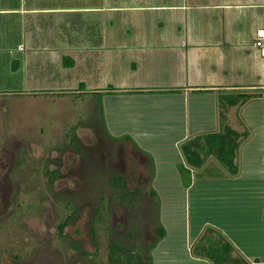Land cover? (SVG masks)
<instances>
[{"label": "crops", "instance_id": "obj_1", "mask_svg": "<svg viewBox=\"0 0 264 264\" xmlns=\"http://www.w3.org/2000/svg\"><path fill=\"white\" fill-rule=\"evenodd\" d=\"M13 1L0 0V20L10 24V30L14 27V46L0 45V52L7 55L9 69L15 63L16 73L25 71L28 91L22 94L62 98L65 92H77L81 99L87 96L92 110V104L97 108L96 102L108 94L113 101L110 124L121 122L112 123L117 132L106 130L109 138L135 147L153 166V184L168 186L163 187L168 195L157 192L165 235L152 251L154 263L163 254L168 264H212L204 256L206 241L200 247L202 256L191 258L186 251L209 235L224 239L230 257L264 264V59L253 47L254 34L264 24V0H112L104 6L98 0L100 8L83 0ZM97 10L106 15L88 24ZM145 10L155 14L154 20L138 16ZM96 36L99 41L92 44ZM62 57L73 66L63 67ZM96 65L102 81L109 72V82L102 83L106 89L92 88L97 79L89 82L75 75L95 71ZM34 86L43 91L32 90ZM219 94L250 98L225 108L220 123ZM114 103L118 106L111 108ZM223 127L240 135L234 174L209 156L200 169H189V185L183 188L174 171L176 164L184 165L179 147L191 138L222 132ZM247 177L250 182L241 183ZM196 181L209 185L195 191ZM201 191L217 194L230 215L222 220L212 213L217 219L204 227H210L211 234L204 235L203 224L190 238L183 227L180 232L176 216L186 192L188 197L195 192L197 201ZM245 205L252 210L250 226L243 220L248 216H243Z\"/></svg>", "mask_w": 264, "mask_h": 264}, {"label": "rangeland", "instance_id": "obj_2", "mask_svg": "<svg viewBox=\"0 0 264 264\" xmlns=\"http://www.w3.org/2000/svg\"><path fill=\"white\" fill-rule=\"evenodd\" d=\"M2 1L6 2V0ZM83 1L86 5L96 8L112 3V0L110 2L103 0L102 6L98 0ZM10 2L14 1L10 0ZM145 11L138 16H148L146 18L154 20L155 14L148 10ZM96 12L98 10L93 11L91 15L93 20L88 19V24L90 21L94 24L95 20L100 22L99 17L102 18L106 15L105 13L96 14ZM125 16L131 15L125 13ZM37 19L32 20L35 22ZM24 20L26 18L22 17V22H25ZM39 22L42 23V20ZM5 23L4 19L0 20V45L14 46V41L11 39L14 37V27L10 30L8 27L10 24L6 26ZM120 24L121 27L125 25L124 29H129L125 22ZM120 24L114 23V26ZM98 25L100 28L103 24L99 23ZM94 32L99 34L97 28ZM98 41L99 38L96 36L91 40V43L97 44ZM2 53L0 52V264H81L82 261L78 262V252L70 247L72 244L83 252L94 254L88 257L92 264H106L108 239L115 241L122 238L129 221L138 223L137 231L140 236L136 243L140 248L142 261L147 264L145 258L147 247L153 239L149 229L155 225V200H149L148 196V200L142 198V207L136 216L129 214L124 207L109 205V218L105 220L104 224L93 223L95 228L92 233L90 230L92 227L91 213L99 203L98 197L100 190L104 188L105 173L101 172L100 165L97 163H94L93 169L88 163V166L83 163L78 172L73 150L69 149L71 142L76 146L89 143L88 134L94 131V123H91L93 120L96 121L97 127L99 128L101 125L105 132L110 129L111 133L118 131V126L114 128L113 125L121 124L119 120L115 119L116 123L112 120L110 124L109 115L112 116L113 112L109 114V103L113 101H109V95H104L103 99L96 102L97 108L92 104V110L88 107L90 101L86 99L87 96L81 99L77 92H75L76 94L65 92V96L62 98L56 95L44 97L22 94L23 91H28L25 83V71L13 73L9 69V62H6L7 55ZM22 53L19 52V54ZM97 65L95 71L89 72L91 74H82L78 71L75 75L86 78V81L89 82L91 79H97V85L92 88L106 89L102 83L109 82V72H107L108 78L105 77L102 81L101 70ZM36 74L38 77V72H35V76ZM77 76H74L75 79L78 78ZM35 87L32 90L43 91V88ZM77 88H74L75 91L78 90ZM16 93H21V95ZM114 106H118V103H114L111 108ZM98 133L101 134V131ZM145 162L148 163L146 159ZM179 165H175L174 171L178 175L180 183L187 178L189 180V176L178 171ZM148 169L150 168L147 166L137 168V173L135 172L132 177L133 182L129 183L130 189L143 191L148 188V183L141 185L137 182L138 172L144 173L147 170L148 175L150 174ZM109 170L115 174H121L124 171L120 165L113 168L110 166ZM56 173L55 179L49 186L46 174L55 175ZM77 173L82 174V177ZM88 175H92V179L88 180ZM244 180L250 182L247 177L243 178L241 183H244ZM167 184L169 187L175 185L174 183ZM151 185L156 192L163 191L164 185L166 186L162 183H152ZM202 185L206 186L209 183L196 181L193 190L197 191ZM178 188H181L180 184ZM163 194L166 196L168 192L163 191ZM193 194L196 193L191 192L189 197L187 192L184 195V204L182 211L176 216V224L181 226L179 227L180 232L182 233L183 227L186 236L189 234V237L194 233V230H197V226L199 228L204 224L201 229L204 235H208L210 227H204L217 219L215 213H218L222 220L230 214L228 209L216 198L217 194L211 192L204 194L201 191L197 193L200 197L197 201ZM66 201L71 202L68 209L64 207ZM74 202L78 204L76 210ZM225 205L229 207L228 200L225 201ZM248 206L245 205L242 210L245 213L243 216L248 215L244 217L247 219L243 220L250 226V211L252 210L248 209ZM74 210L73 218L65 227L62 239L58 240L55 233L56 226L68 216L70 211ZM228 220H231L232 223L234 217ZM205 229L206 231H204ZM111 231L114 237H112ZM48 233H50L49 236ZM203 240L208 242V245L214 246L211 242H215V240L208 241L205 237L198 244H202ZM186 251L192 258L199 253L200 247L196 243L193 247H186ZM164 260L165 257L162 254L156 262L157 264H168ZM152 264H155L154 261Z\"/></svg>", "mask_w": 264, "mask_h": 264}, {"label": "flooded vegetation", "instance_id": "obj_3", "mask_svg": "<svg viewBox=\"0 0 264 264\" xmlns=\"http://www.w3.org/2000/svg\"><path fill=\"white\" fill-rule=\"evenodd\" d=\"M93 119V118H92ZM91 122V121H89ZM94 123L93 130L88 134V141L89 143L85 144H79V146H76L75 143L71 142L69 143V149L73 150V155L75 157V160L77 162V171L79 172L81 170V165L89 164L91 168H94V163H97L100 165L101 172L103 174L105 173V182H104V188L100 190L98 201L99 203L94 208V210L91 213V222L92 227L90 230L92 233L94 232V224H104L105 220L109 218V205L118 206V207H124L126 211L131 214L132 216H136L138 210L141 209V199L145 198L150 200H155V211L156 206L158 205V212L157 215H155V225L152 226L149 229V233L153 236V239L151 243L147 247V254L145 256L147 264L149 263L148 257L150 256L151 262L153 261L152 258V251L154 247L156 246L157 242L159 241L158 235L156 234V229L158 224L160 223V200L158 198L157 192L152 188V181H153V175L151 166H149V163L145 162V159L143 156H141V153L133 146H127V144H124L122 140H113L109 138V134L105 132V130L100 125L99 128L96 125V121L91 122ZM90 123V124H91ZM89 124V123H88ZM89 124V125H90ZM101 131V134L98 132ZM10 144V143H9ZM7 145V144H6ZM73 145V146H72ZM87 164V166H88ZM116 165H120L121 168L124 169L123 173L121 174H115L109 170L110 166L115 167ZM149 167L148 169L150 171V174L147 175L146 171L144 173L138 172L137 182L139 184H146L148 183L149 186L145 190L141 191L140 189H130L129 183L133 182L132 177L135 175V172L137 173V168L139 167ZM139 170V169H138ZM140 171V170H139ZM94 172V171H93ZM98 172V170H97ZM127 172V173H126ZM57 173L55 175L52 174H46V178L48 180V185L51 186L52 181L55 179ZM77 175L81 176L82 174L77 173ZM102 175V174H101ZM98 176V175H97ZM82 177V176H81ZM120 179L121 181L125 182L126 189L122 191H115L113 188L109 185L113 179ZM92 179V175H88V180ZM149 188L153 189L156 196H150L149 195ZM129 192H134L135 196L133 200H130V196H128ZM143 193V195H142ZM148 196V197H147ZM147 199V200H148ZM71 202L66 201L64 202V207L68 209L70 207ZM139 205V206H138ZM78 204L74 202V209H77ZM74 211H70L68 216H66L57 226H56V237L58 240L62 239V235L64 233V229L69 223L70 220H72L73 215L75 213ZM138 223H133L129 221V225L127 226L125 232L122 234V238H119L117 240L109 241L108 239V246H107V262L106 264H111V257H110V248L113 243L122 245L125 247H129L130 243H134L137 247V243L139 241V234L137 231ZM129 230L133 231V237H127V232ZM50 233H48V236ZM111 235H113L111 231ZM148 235V234H147ZM114 237V235L112 236ZM153 245L152 249L149 251L150 246ZM70 247L75 251L78 252L79 260L78 262L81 264H92L91 261H89V256H93L94 254H88L86 252L81 251L76 245L72 244ZM138 259L141 262V264H145V262L142 261V258L140 256V248L138 247ZM83 259V260H81Z\"/></svg>", "mask_w": 264, "mask_h": 264}, {"label": "trees", "instance_id": "obj_4", "mask_svg": "<svg viewBox=\"0 0 264 264\" xmlns=\"http://www.w3.org/2000/svg\"><path fill=\"white\" fill-rule=\"evenodd\" d=\"M63 67L71 68L73 66V62L67 58H61ZM16 64H12L11 71H16ZM102 94L99 93L100 97ZM248 99L247 96H238V95H218L217 103L219 108V122L223 123L225 121L223 112L225 108L231 107L233 105L240 103H244ZM222 132L214 133V134H206L197 136L187 140L182 146L179 147V152L181 157L183 158L185 166L179 165L178 171L185 174V176H189V169L198 170L203 165L205 159L207 157H212L216 163L224 169L227 174L233 175L235 171V165L233 164V160L236 156V152L239 147L238 139L240 135L228 127H223ZM245 136H243L244 138ZM127 139V138H126ZM151 164V163H150ZM151 170L153 172V166L151 164ZM183 175V174H181ZM113 190L122 191L126 189L125 182L120 179H113L109 184ZM181 185L183 188H186L189 185V180L181 181ZM149 195L155 197L156 194L153 189L149 188ZM128 196H130V200L132 201L135 193L129 192ZM156 215L158 212V205L156 206ZM211 234V230L208 231ZM156 234L158 235V239L164 237L165 231L160 224H158L156 229ZM127 237H133V231L129 230L127 232ZM204 237H201L198 241ZM207 240L211 241V237H206ZM223 242V243H222ZM197 245L201 247V244ZM214 246L208 245L207 242V251L204 256L212 263V264H248L244 260L239 257L232 258L229 256L231 252V248L228 244L224 243V239L222 237L215 238V242H211ZM153 245L150 246L149 251L152 249ZM138 247L134 243H130L129 247H125L122 245H118L113 243L110 248V257L111 264H141L137 255H138ZM200 251L201 248H200ZM197 253V256H202V252ZM149 263L152 264L150 256L148 257Z\"/></svg>", "mask_w": 264, "mask_h": 264}, {"label": "built area", "instance_id": "obj_5", "mask_svg": "<svg viewBox=\"0 0 264 264\" xmlns=\"http://www.w3.org/2000/svg\"><path fill=\"white\" fill-rule=\"evenodd\" d=\"M253 47L259 50L260 56L264 59V24L263 28L257 30L254 34Z\"/></svg>", "mask_w": 264, "mask_h": 264}]
</instances>
